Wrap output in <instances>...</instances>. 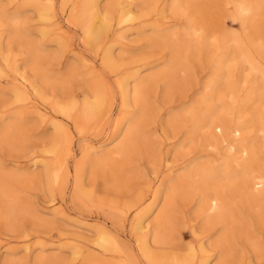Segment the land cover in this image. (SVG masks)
Masks as SVG:
<instances>
[{"label": "rangeland", "instance_id": "1", "mask_svg": "<svg viewBox=\"0 0 264 264\" xmlns=\"http://www.w3.org/2000/svg\"><path fill=\"white\" fill-rule=\"evenodd\" d=\"M12 1L0 0V11H5L0 12V21L2 20L0 34L5 40L0 49V90L5 93L0 96V126L5 122L14 121L15 118L12 116H17L19 119L15 122L21 128V133L17 135L18 138L14 143L0 142V165H3L0 169L2 172L0 180L7 181L10 178L9 174L12 173H26L31 161L36 159L39 160V167L35 171L37 178L26 180L23 184L14 183L17 188H22L20 205L23 211L13 217L15 219L12 218L9 225L3 223L4 221L0 218V241L1 245H4L0 249V264H4L6 258L14 259L16 262L18 260V263L26 261L27 259L21 260L27 255L24 247L30 244L35 248L39 246V242H44L47 247L53 242L64 245L63 253L50 249L45 252V255L60 253L58 262L51 264H150L139 252H136L134 240L130 241L132 223L151 207L162 179L168 175L174 177L179 172L182 174L184 171L180 168L195 157L203 156L202 159L198 158L196 161L220 157L218 155L220 153L214 147L202 145L204 142L201 140L202 133L197 131L194 134L190 131L194 127L197 115L214 101L222 104L217 114L223 118L230 117L235 120L243 118L242 121L247 124L246 120L254 119L258 114L264 125V100L250 99L255 86L261 82L263 74L256 73L252 64L244 61L241 56L235 54L229 56L227 53L229 43L239 45L264 73V25L246 24L245 18L248 15L244 14L240 17L237 14L235 0H220L212 13L207 12V9L203 13L198 11L193 3L185 6L183 10L173 12L168 8V4L176 0H159L157 7L151 9L148 5L152 0H147L146 10L139 12L135 21L116 26L111 33L116 41L115 55L119 62L118 69L98 66L93 73V67L79 65L73 68L70 64L71 46L72 44L75 46V43L82 38L81 28L78 25H75L76 30L71 35L64 38L65 44H62L52 24L42 21L35 8L29 6L20 8L22 0ZM57 1L58 12L64 9L65 18H68L74 0H68L64 6H62V0ZM108 2L110 0H105V3ZM163 9H165L163 13H157ZM18 10H22L19 25L27 29L28 40L24 38L22 31L21 36L14 37L10 30L14 22L9 15L15 14ZM154 23L161 24L162 27H171V31H175V34L164 36L163 32L164 35L160 34L161 37H156L158 32L153 30ZM144 27L147 32L145 35H140ZM44 28L50 29L47 37L41 34ZM31 40L44 48L41 56L34 55L33 58L30 54L29 48L35 45L31 43ZM217 45L222 48H218ZM88 51L92 55L98 54V63L101 62L104 48L97 50L88 47ZM47 53H54L57 56L52 57V54ZM7 54L12 57L13 61L17 59L16 63L21 65V71L27 83L39 82L38 77L41 71L53 78L50 82H39L43 91L49 96L48 101L41 100V102L49 110H53L55 99L59 98V100L68 102L66 95L69 92L72 93L69 95L71 97L73 95L78 105L81 106L87 92L90 91H88L89 84L100 81L99 83L105 87L108 84L112 86V88L110 86V91H114L116 96L113 107L116 119L121 102L116 88L118 79L123 75L137 73L138 69L142 70L141 77H146L148 83L143 86V91H145L143 97L146 96L145 100L143 99L145 104L141 102L144 107L142 106L139 110L137 104L132 108L139 115L142 113L140 117H142L143 131L136 137L137 141L134 142L133 148L128 149V164L127 162L123 164L125 167L117 169V172L114 168V170L105 169L103 166L93 164L90 167L88 164L84 170V187L92 193L89 201L73 202L75 181L73 174L59 179L60 173L55 157L45 151L51 145L57 127L53 123L44 122L38 118L24 102L15 100L13 88L21 85L22 77L5 62L4 56ZM32 59H35L34 65L28 64ZM218 65L224 70V75H222L224 78L216 77L219 78L220 84L215 91L207 84L215 77L214 72L219 67ZM70 67H72L71 70ZM69 71H72L71 75ZM62 74H64L63 77H68L63 78ZM59 76L62 77H60L61 80ZM115 80H117L116 84ZM132 80L134 83V79ZM72 113L75 115V112ZM172 118L176 125L172 124ZM114 123L115 121L109 123L97 121L95 123L97 127L93 126L88 129V138L99 141L109 134L111 137ZM144 127H146L145 130ZM168 128L173 132L175 130V133L167 130ZM257 128L258 125H251L244 129L245 138L251 142L258 141L260 146L255 156L257 159L253 158V155H248L247 160L255 169L264 170V130L258 131ZM82 140V135L77 133L75 135L76 157L70 158V166H73L75 161L83 159L80 147ZM137 142H140L141 149L136 147ZM219 146L220 152L225 154L227 142ZM177 151L181 153H176ZM45 161L51 163L48 171L44 166ZM15 162L20 167H17ZM173 169H177V172L172 174ZM183 190L181 188L170 202L166 227L164 226L165 229L162 227L165 242L154 247L155 252L165 260L161 264H169L168 261L174 256L185 255L191 246L198 250L201 243L206 248L207 254L214 259L213 262L217 264L220 263H218V258L223 248L225 250L230 248L232 254V258L227 259L226 264H249L250 261L255 264H264V250H262L264 249V219L257 218L261 211L257 209L259 207L250 208L247 203L235 195L229 196L232 213L240 221L238 220L235 224H229L231 220L228 222L210 220L208 222L205 213L196 210V200L191 199L193 195L188 196ZM61 200L65 202L64 207L67 206L66 208L72 211L78 210L84 214L87 213L86 215H100L108 218L109 225L122 233L121 243L125 246L131 244L132 247L129 246V248L132 250L129 252L122 245L119 246L118 251L105 253L85 238H80L79 242L72 240L71 234L75 231L78 234L81 233L71 224H67V219L63 215L44 216L52 219L50 224H45L40 217L32 213L31 209H34L37 204L40 206L49 204L51 209H54L59 206L58 203ZM162 205L163 201L154 212L147 214L149 221L156 220ZM70 215L73 218L76 216L74 213ZM74 244L82 246V255L77 257L73 255L71 247ZM6 248L10 249L6 251ZM40 250L37 248L36 253ZM198 254L202 256L201 250H198ZM29 260L36 261L33 257Z\"/></svg>", "mask_w": 264, "mask_h": 264}, {"label": "bare ground", "instance_id": "2", "mask_svg": "<svg viewBox=\"0 0 264 264\" xmlns=\"http://www.w3.org/2000/svg\"><path fill=\"white\" fill-rule=\"evenodd\" d=\"M13 1L19 2V0ZM62 1V6L68 2V0ZM158 1L159 0L149 1L148 7L151 9L156 8ZM219 1L220 0H176L168 4V8L173 12H178L179 10L185 9V6L193 3L195 4V7L198 11L203 13L207 9V12L212 13ZM146 5L147 0H110L108 3H105V0H74L68 18H65L64 9L61 12H58L57 0H22L20 8L27 6L35 8L42 21L47 24H52L53 30L57 32L60 40L59 42L62 44H65L64 38L68 35H71L72 32L76 30L75 25H78L81 28L82 38L78 43H75V46L74 44L71 46L70 59L72 61L70 60V64L73 68H77L79 65L93 67L92 70L93 73H95L98 66L112 68L114 70L118 69L119 62L117 60V56L115 55L116 41L112 38L111 33L116 26H122L126 22L135 21L137 14L146 10ZM235 6L236 12L240 17L244 14L248 15V17L245 18L246 24L253 26L264 25V0H235ZM164 11L165 9H163L161 12H156L161 14ZM4 12L5 11H2L1 13ZM21 13L22 10H18L15 14L9 15L14 22L11 24L10 30L14 37H18L22 31L24 38L27 39L29 38V33L26 31L27 29L19 25V20L22 17H20ZM209 16H211V14ZM154 24L155 26L153 30L154 32H158L156 37H161L164 35V33V36L175 34V31H171V27H162L161 24ZM146 32L147 30L145 28L140 33V35H145ZM49 33L50 29L44 28L41 30V34L44 37H47ZM3 41L5 40L2 37V34H0V49H2ZM31 43L34 44L35 42L32 41ZM31 43L29 44L32 45ZM88 47H93L97 50L104 48L100 63H98V54L92 55L89 53V51L87 52ZM217 47L219 48L220 46L217 45ZM43 49L44 48L42 45L38 46L36 43L29 48L32 57L34 55L37 57L41 56V54L44 52ZM227 49L229 56H234V54L241 56L244 61L252 64V67L256 73L263 74V77L261 76V82L255 86L252 96L250 97V99L263 101L264 73L260 66L255 64L239 45L229 43L227 45ZM47 54L51 55L52 53ZM51 56L56 57L57 54L53 53ZM11 58L12 57L8 54L4 56V60L7 65H9V67H11L19 76L22 77L21 85L13 88L15 100L24 102L26 106L32 110V113L36 114L42 121L56 125L57 132L52 138L51 145L46 148L45 151L48 154H51V156L55 157V162L61 175H58V177H60L59 179H62L63 176L69 177L70 174L75 176L74 191L72 195L73 202L78 201L84 203L85 201H89V199H91L90 197L92 193L87 191L86 187H84V170L88 164L90 167L91 164H93L95 166H103L105 169L110 168L112 170L114 168L115 171L124 166L123 164L126 162L128 164V149L129 147L131 148L133 146L134 142L137 141L136 137L143 131L141 121L142 117H140L142 113L140 112L141 114L139 115L132 108L138 104L140 110L145 104L143 99L145 100L146 96L143 97V92H145L143 91V86L148 83L147 79H145L146 77H141L142 70L138 69L137 73H126L127 75H123L120 79H118V81H114L115 84L117 81V87L115 85L114 87L118 89L121 100L120 110L116 119L115 114L113 113L116 97L114 95V91H110L111 85L108 84L105 87L99 83L100 81H94L89 84L90 86L88 91H90L87 92L81 106L78 105L73 95L72 97L69 95V93H71L69 92L66 95L68 102L59 100V98L55 99L53 110H49L47 106L41 102V100L48 101L49 96L43 91L39 82H50V80L53 78L46 72L42 73L41 71V75L38 77L39 82H31V84H29L27 83V80H25V75L21 71V65L16 63L17 59L13 61ZM37 60L39 59L37 58ZM34 63L35 59L29 60L28 62L30 65H34ZM72 67H70V70ZM44 70L46 69L44 68ZM215 70V77L207 85L216 91L220 84L219 78L216 77H223L222 75H224V70H222L221 66L217 67ZM69 72L71 75L72 71ZM63 75L64 74H62V77ZM60 77L61 76H59V78ZM56 78H58V76H56ZM132 79H134V83H132ZM3 95H5V93L0 90V96ZM141 102L144 104H141ZM219 102L221 103V99ZM220 105L222 104L212 101L210 105L205 107L202 112L197 115L195 118V123L193 122L194 127H192L193 129L190 130L191 132H194V134L197 131L202 133V139H200L202 142H204L201 144L205 147H214L215 150L220 153L218 154L220 157L217 159H208L206 161H196L198 158L202 159L203 156L198 158L195 157L187 165H181L183 167L180 169L184 171L182 174L179 172V174L177 173V175H174V177L168 175V177L162 179L151 207L145 213L140 214L131 225V233L129 236L130 241L134 240V249L137 250L136 252H139L141 256L150 264H161L165 261L159 256L158 253L155 252L154 247L165 242L166 238L162 233V227H164L167 222L169 207H171L169 206L170 202H172L173 196L177 195L181 188L184 189L183 191L188 196L193 195L191 199L196 200V210H199L200 213H205L204 215L208 222L210 220H223L225 222L231 220L229 224H235L238 222V220L240 221V219L232 213L229 196L233 195L247 203L250 208L259 207L257 209L261 211L259 212L260 214L257 215L259 216L257 218L264 219V170L255 169V167L247 160L248 155H253V158L257 159L255 156L258 153L260 146L258 141L251 142L248 140V138H245L246 134H244V129L246 127L258 125L257 130L262 131L264 130V125L258 114L255 115L254 119L246 120L248 121L247 124L245 121H242L243 118H238L237 120L231 119L230 117L223 118V116H219L217 114ZM72 112H75V115H73ZM12 118H15V120L5 122L2 126H0V142L5 141L14 143L18 138L17 135L21 133V128L15 122L19 118H17V116H12ZM97 121L99 123L105 121L108 123L115 121L111 137L109 134L102 140L97 141L95 139L97 142L88 138V129L92 128L93 126L97 127V125H95ZM174 121L175 120H173V122L171 121L173 125L175 124ZM233 122L235 123L232 124ZM145 128L146 127H144V130ZM170 128L167 130L171 131ZM77 133L83 137L82 143L80 144L81 152L83 153V159L75 161V164L70 166V158L73 156L76 157L75 135ZM173 133H175V130ZM224 142H227L228 145L226 147L227 152L225 154L219 150V145ZM139 144L140 142H137L136 147H139ZM177 148L174 150V152L177 150ZM135 150H137V148ZM178 152L179 151L176 153ZM14 161L17 162V160ZM38 161V159L31 161L26 173H18L16 170L15 173L17 172L18 174H14L10 171L13 175L9 174L10 178L7 181L2 182L0 180V218L4 221L3 223L8 225L11 224V219L23 211L20 205V193L22 188H17L14 183L23 184L26 180L37 178L35 171L39 167ZM16 166L20 167L18 163H16ZM44 166L48 171L51 163L45 161ZM2 168L3 165H0V169ZM90 170H92V168ZM176 172L177 169L171 170L172 174ZM117 174H119V172ZM28 175L32 176L29 177ZM114 181H116L115 178ZM162 201L163 205L159 209V214L156 220L153 222L149 221L147 214L154 212ZM64 203V200H61L58 203L59 206L54 209H51L49 204L45 206H40L37 204L36 207L31 210L32 213L40 217V220L45 224H50L52 219H47L44 216H57L59 214L63 215V217L67 219V224H71L72 227L77 228L81 233L78 234L75 231V233L70 235V238L76 242H79L78 240L80 238H85L92 241L99 250H103L105 253L107 251H118L119 246H125L121 243V239L123 238L122 233L116 230L115 227L109 225L108 218H104L100 215H86L87 213L84 214L78 210L72 211L67 209V206L64 207ZM71 213L76 215L75 218L71 217ZM249 239L251 240V238ZM1 243L2 242L0 241V249L4 247V245H1ZM130 245L131 244L125 246L129 252L132 250L129 248ZM63 246L64 245L61 243L56 242H53L49 247H47L44 242H39V246L35 248L30 244H27L24 247V251L27 255L21 258V260L27 259L26 261L18 263V260L16 262L14 259L6 258L4 264L55 263L58 262L60 258L59 254L63 253ZM252 246L256 247L254 244H252ZM37 248L41 249L38 253H36ZM71 248L73 249V255L76 257L82 255L83 248L81 245L74 244ZM8 249L10 248H6V251H8ZM48 249L54 250L56 252L58 251L60 253L57 255H45V252ZM198 250H201L202 256H199ZM198 250L196 247L191 246L185 255L174 256L168 262L169 264H217L213 262L214 259L212 256L207 254L206 248L202 243L200 244ZM32 257L34 260H36L35 262L33 260H29V258ZM229 258H232L230 248L228 250L223 248L219 255L218 263L220 262L219 264H226V260ZM60 260L62 261V259ZM249 264L255 263L250 261Z\"/></svg>", "mask_w": 264, "mask_h": 264}]
</instances>
